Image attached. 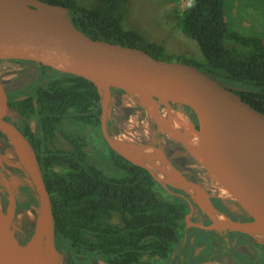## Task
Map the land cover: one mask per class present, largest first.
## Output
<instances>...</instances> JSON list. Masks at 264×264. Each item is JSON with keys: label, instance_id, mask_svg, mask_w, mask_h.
Wrapping results in <instances>:
<instances>
[{"label": "water", "instance_id": "1", "mask_svg": "<svg viewBox=\"0 0 264 264\" xmlns=\"http://www.w3.org/2000/svg\"><path fill=\"white\" fill-rule=\"evenodd\" d=\"M0 60L35 61L89 79L101 98L100 128L112 149L146 168L172 194L182 196L170 188L171 180L184 188H204L186 178L161 177L137 144L109 134L112 89L128 93L186 166L248 218L205 225L190 219L191 210L187 223L247 233L244 227H250L264 237V113L244 101L235 92L237 87L190 63L156 58L122 37L77 26L68 7L44 0H0ZM16 118L23 116L10 104L0 79V131L29 175L39 208L37 235L19 245L10 214L0 204V264H15V256L40 246H45L52 264H60L50 192L36 149L12 122ZM10 239L13 249L7 252Z\"/></svg>", "mask_w": 264, "mask_h": 264}, {"label": "trees", "instance_id": "2", "mask_svg": "<svg viewBox=\"0 0 264 264\" xmlns=\"http://www.w3.org/2000/svg\"><path fill=\"white\" fill-rule=\"evenodd\" d=\"M44 1L68 7L77 26L111 33L156 58L172 60L163 44L124 26L129 0H99L90 7L76 0ZM176 13L181 31L198 43L205 57L183 62L237 87L235 92L244 101L264 113L263 38L231 29L224 0H193ZM226 40L234 41L231 48L225 46ZM240 45L251 47L250 52ZM32 97L38 99L39 135L29 125L25 134L36 149L50 192L56 240L76 255L101 258L108 264H147L145 256L168 259L184 237L190 205L160 185L146 168L108 145L100 128L96 85L82 76L59 72L48 86L35 87ZM10 103L17 108L21 104L17 99ZM31 110L35 111L30 101L27 113ZM21 112L25 113L22 108ZM88 127L108 146L102 157L111 172L90 160ZM58 134L66 145L55 144ZM24 188L29 201L37 204L33 188L29 184Z\"/></svg>", "mask_w": 264, "mask_h": 264}, {"label": "rangeland", "instance_id": "3", "mask_svg": "<svg viewBox=\"0 0 264 264\" xmlns=\"http://www.w3.org/2000/svg\"><path fill=\"white\" fill-rule=\"evenodd\" d=\"M76 1L82 6L90 7L99 0ZM182 5L183 3L180 0H129L126 5L123 23L126 28L138 30L148 39L163 44L173 61H185L187 59L204 61L205 57L198 43L185 35L178 26L176 12L177 10L181 11ZM224 12L231 29L245 36H260L264 40V0H224ZM224 44L226 47L231 48L234 41L226 40ZM238 47L242 50H249V52L251 50L249 46L240 45ZM38 70L39 65H27L8 60L0 61V79L8 95L12 97H17L25 91L22 85L35 80L40 73ZM58 74L59 71L52 70V78ZM111 103L112 110L109 115V127L107 128L110 135L131 141L134 144L147 142L151 144L156 140L158 130L154 123L128 93L120 89L113 91ZM66 125H68V122H66ZM85 133L90 142L86 147L90 160L104 171L111 172L110 164L104 162L102 157L103 153L108 150V146L92 127H88ZM55 144L66 145V141L58 134ZM162 148L170 161L171 158L178 161L179 166L176 168L181 172L180 178L188 179L189 171L186 163L175 151L168 150L165 146H162ZM0 152V163L6 167L7 173L10 175L9 179L0 175V182L8 186L10 190L15 188L14 183H29V175L22 167L12 144L4 134H0ZM169 185L174 189L188 193L177 181L171 180ZM205 187L210 189L208 191L209 195L217 194L208 185H205ZM192 199L194 198L192 197ZM0 202L3 209L10 214L11 227L14 231L16 243L24 245L31 241L38 233V205L16 210L14 200L5 201L0 197ZM8 202L11 203L8 204ZM212 212L218 215L215 210ZM9 244L13 245L11 239ZM39 248H41V255L47 257L48 252L45 246ZM25 255L28 254L15 256V258H18L15 259V264H17L16 260H18V264H23L21 262L24 261ZM35 264L39 263L35 262Z\"/></svg>", "mask_w": 264, "mask_h": 264}, {"label": "flooded vegetation", "instance_id": "4", "mask_svg": "<svg viewBox=\"0 0 264 264\" xmlns=\"http://www.w3.org/2000/svg\"><path fill=\"white\" fill-rule=\"evenodd\" d=\"M8 61L20 62L27 65H39L38 71L40 73L38 74L37 78L22 85L25 91L19 96H9L6 88L4 87L9 98V102H11L13 99H17L19 102H21V104H18V108H15L23 116V118H16L12 120V122L16 126H18V128L24 134L25 132H27V125H29L33 134L39 135V119L36 116L38 99L34 97L31 98V95L35 87L48 86L49 82L52 81V68L50 67L49 69H44L42 67L43 64L29 60ZM30 98L31 100H29ZM30 101L33 103V108L35 109V111L31 110L27 113V107L30 105ZM21 108L25 111V113L21 112ZM6 118L8 120L10 119V117ZM108 123L109 117L107 122V128ZM152 143L156 146H165L168 150L172 151V147L170 146V144L167 142L165 137L159 132L156 134V140ZM154 148L157 150H161L157 147ZM171 159V163L174 165V167L179 166V163L175 158ZM186 167L189 171V174L187 175L188 179L203 185L204 189H206V193L210 198V203L214 207V209L210 208V210H204V208L201 207L200 204L198 205L195 202V198L191 193L188 192V194L178 189L173 190L178 194H182L181 197L185 196L183 198H185L187 201L190 200V202L188 201L190 205V211L192 210L190 219L193 222L203 223L205 225L212 224L213 221L216 222L217 219L215 218L214 212H212L214 210L218 213L219 217H221L220 215H222L225 220L240 222L248 220L247 216L239 208H237L233 202L223 197L221 194L217 193L216 195H209L208 191L210 189L205 187L206 184L201 181V179L191 168H189L188 166ZM0 175L2 177H5L6 179H9L10 177V175H8L7 173L6 167L2 163H0ZM27 184L31 186L30 182L14 183L15 188L10 190L8 186L0 182V197H2L5 201L14 200L16 210L38 205L34 189L33 195L36 198L37 204L29 201L30 197L28 195V192L24 188V186ZM190 195L194 199H192ZM10 203L11 202H8V204ZM0 204L2 205L1 202ZM191 204L193 205V209ZM185 222L186 224L184 237L176 244L168 259H163L158 256L152 258L145 256L144 262H147V264H264V238H257V236L254 234L239 230L226 229L218 231L205 229L199 226L188 224L186 219ZM55 243L57 249L61 253L60 264H108L105 260L101 258L76 255L71 250L65 248L57 240H55Z\"/></svg>", "mask_w": 264, "mask_h": 264}, {"label": "bare ground", "instance_id": "5", "mask_svg": "<svg viewBox=\"0 0 264 264\" xmlns=\"http://www.w3.org/2000/svg\"><path fill=\"white\" fill-rule=\"evenodd\" d=\"M0 134L3 135V133L1 131H0ZM117 138H119V137H117ZM118 147L123 152L128 153V151L125 149L123 144H120ZM137 147L147 157L145 159L146 162L154 170H156V172L161 177H168V176L180 177L181 176L180 170L177 169L176 167H174V165L171 163V161L168 160V157H167V159L165 158L166 155L164 154V150H163L162 146L157 147V146L152 145V144L147 142V143H143V144H137ZM154 147L160 148L163 152L161 150L155 149ZM185 190L193 195L195 200L201 205V207L204 208V210H210V208L214 209L213 205L210 203V200H209L210 198H209L208 194L205 191L206 189H204L202 187H189V186H186ZM220 216L221 217H219V215L218 216L215 215V218L217 219L218 223H221L222 221L225 220V218L222 217V215H220ZM217 221L215 223H217ZM244 228L247 231H249L250 233H253L256 236L264 238L262 235H260L254 229H252L250 227H244ZM5 248H6L5 251L10 252L13 249V245L12 244H8ZM16 259H18V258H16ZM23 260L24 261H22V259H21V261H22L21 263H23V264H35V262H37L39 264H52L51 256L45 257V256L41 255V248H39V247L37 249H35L31 254H28L26 257H24ZM16 262L18 264V260H16ZM8 264H13V263H8Z\"/></svg>", "mask_w": 264, "mask_h": 264}, {"label": "built area", "instance_id": "6", "mask_svg": "<svg viewBox=\"0 0 264 264\" xmlns=\"http://www.w3.org/2000/svg\"><path fill=\"white\" fill-rule=\"evenodd\" d=\"M180 1L183 3L180 12H182L187 6L191 5V3L193 2V0H180Z\"/></svg>", "mask_w": 264, "mask_h": 264}]
</instances>
